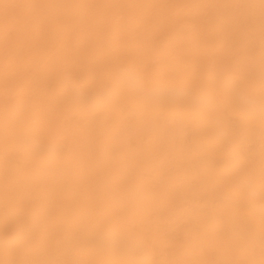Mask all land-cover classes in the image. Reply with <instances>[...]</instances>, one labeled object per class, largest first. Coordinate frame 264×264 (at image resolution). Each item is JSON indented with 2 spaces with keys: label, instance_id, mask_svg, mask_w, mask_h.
I'll return each mask as SVG.
<instances>
[{
  "label": "bare ground",
  "instance_id": "1",
  "mask_svg": "<svg viewBox=\"0 0 264 264\" xmlns=\"http://www.w3.org/2000/svg\"><path fill=\"white\" fill-rule=\"evenodd\" d=\"M0 264H264V0H0Z\"/></svg>",
  "mask_w": 264,
  "mask_h": 264
}]
</instances>
